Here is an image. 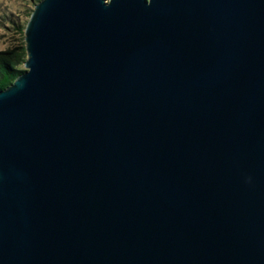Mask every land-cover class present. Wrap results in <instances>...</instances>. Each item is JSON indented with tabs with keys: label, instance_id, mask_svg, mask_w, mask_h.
Instances as JSON below:
<instances>
[{
	"label": "water",
	"instance_id": "95a60500",
	"mask_svg": "<svg viewBox=\"0 0 264 264\" xmlns=\"http://www.w3.org/2000/svg\"><path fill=\"white\" fill-rule=\"evenodd\" d=\"M0 90V264H264V0H41Z\"/></svg>",
	"mask_w": 264,
	"mask_h": 264
},
{
	"label": "trees",
	"instance_id": "16d2710c",
	"mask_svg": "<svg viewBox=\"0 0 264 264\" xmlns=\"http://www.w3.org/2000/svg\"><path fill=\"white\" fill-rule=\"evenodd\" d=\"M29 5L33 6L41 0H26ZM33 9L27 12L28 20L25 23H21L18 19L9 17L11 24L10 29L14 34L19 35L20 44H10L7 48L0 51V90L5 89L9 85H12L16 78L25 71L24 63L27 59V52L25 48V33L24 30L28 24L30 15L33 13Z\"/></svg>",
	"mask_w": 264,
	"mask_h": 264
},
{
	"label": "rangeland",
	"instance_id": "374dc122",
	"mask_svg": "<svg viewBox=\"0 0 264 264\" xmlns=\"http://www.w3.org/2000/svg\"><path fill=\"white\" fill-rule=\"evenodd\" d=\"M31 8L33 9V6L29 5L26 0H0V51L10 44L21 42L19 35L8 30L11 27L9 17L13 16L23 24L28 20L26 15Z\"/></svg>",
	"mask_w": 264,
	"mask_h": 264
}]
</instances>
